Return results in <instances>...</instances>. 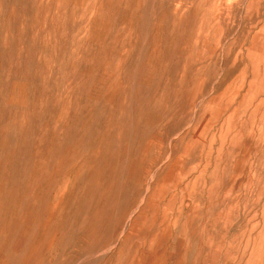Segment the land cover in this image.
I'll return each instance as SVG.
<instances>
[{
    "label": "rangeland",
    "instance_id": "rangeland-1",
    "mask_svg": "<svg viewBox=\"0 0 264 264\" xmlns=\"http://www.w3.org/2000/svg\"><path fill=\"white\" fill-rule=\"evenodd\" d=\"M0 264H264V0H0Z\"/></svg>",
    "mask_w": 264,
    "mask_h": 264
}]
</instances>
